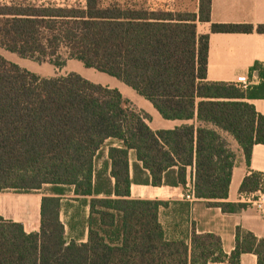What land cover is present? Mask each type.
<instances>
[{"label": "trees", "instance_id": "16d2710c", "mask_svg": "<svg viewBox=\"0 0 264 264\" xmlns=\"http://www.w3.org/2000/svg\"><path fill=\"white\" fill-rule=\"evenodd\" d=\"M211 21L212 0H197L194 11L126 0L0 1L1 48L57 67L79 60L133 88L164 118L200 122L154 130L117 88L76 72L41 76L0 54V193L48 187L39 231L0 214V264H240L245 253L264 264V238L241 226L226 254L220 236L195 227L190 243L169 239L160 220L168 202L131 198L134 152L147 184L186 188L194 167V193L207 206L240 213L250 205L225 200L237 154L218 129L250 163L264 144V115L247 99L264 98V67H256V85L208 80L210 34L198 25ZM254 31L264 33V24L211 25L213 33ZM70 186L90 197L87 242L65 234L61 195ZM263 188V173L252 172L240 191Z\"/></svg>", "mask_w": 264, "mask_h": 264}, {"label": "crops", "instance_id": "0c3cea01", "mask_svg": "<svg viewBox=\"0 0 264 264\" xmlns=\"http://www.w3.org/2000/svg\"><path fill=\"white\" fill-rule=\"evenodd\" d=\"M250 23L255 26L264 24V0H212V21L199 23V33H209L208 80L241 82L244 85H256L260 82L257 65L264 67V33H213L212 23ZM253 103L257 111L264 115V98L247 99ZM140 109L150 116L149 124L154 130L174 129L183 124H200L197 117L192 120L166 119L153 104L145 99ZM216 128L213 125H209ZM218 129V128H216ZM227 140L229 148L236 154L229 195L226 201L245 202L241 185L246 176L252 172L264 175V144L253 147L250 163L237 140L227 131L218 129ZM108 158V148L104 149L103 157L98 161V169L103 167ZM141 163L135 153L131 154V176L136 181L131 185V198L163 200L168 204L160 210V220L165 226L169 239L186 238L191 242L193 227L197 233H214L221 237L223 249L230 254L236 246V229L241 226L253 232L257 237L264 238V215L258 208L250 204L240 213H224L219 207H209L206 200L197 199L189 202L184 194L189 189L194 190L195 168H190L188 184L182 186H153L143 182L146 177L139 170L134 171V164ZM61 195V220L65 226V234L69 241L87 242L89 239L88 218L90 206L83 200H90L74 193V187H66ZM264 191V188H263ZM42 194L37 204V222L28 225L15 218L6 219L22 222L27 232L40 230ZM49 195V194H48ZM27 210V209H26ZM209 264H228L227 261L210 262ZM240 264H258L257 255L245 253L241 256Z\"/></svg>", "mask_w": 264, "mask_h": 264}, {"label": "rangeland", "instance_id": "374dc122", "mask_svg": "<svg viewBox=\"0 0 264 264\" xmlns=\"http://www.w3.org/2000/svg\"><path fill=\"white\" fill-rule=\"evenodd\" d=\"M9 2L11 0H0ZM37 3L57 2L74 4L80 0H29ZM123 1V0H122ZM129 2H138L152 5L169 6L172 8H181L194 11L197 9V0H126ZM0 54L8 60L19 64L20 66L45 77L66 76L72 72L81 74L83 77L112 88L119 89L123 95L129 99L138 109L142 106L145 98L139 95L133 88L111 76L107 73L98 71L94 68L86 67L81 61L76 59H67L63 67H57L50 61H37L30 58H23L17 53L10 52L0 47ZM48 187L43 190L30 193H21L15 190H5L0 193V212L7 218H15L28 223L37 222V204L40 196L47 192ZM27 209V210H26Z\"/></svg>", "mask_w": 264, "mask_h": 264}, {"label": "built area", "instance_id": "2783aa9c", "mask_svg": "<svg viewBox=\"0 0 264 264\" xmlns=\"http://www.w3.org/2000/svg\"><path fill=\"white\" fill-rule=\"evenodd\" d=\"M184 198L189 202H193L196 200V196L193 189H189L185 192ZM243 198L245 202L252 204L258 208L262 215H264V191L263 189L258 190L253 193H243ZM229 264L228 260H226Z\"/></svg>", "mask_w": 264, "mask_h": 264}]
</instances>
